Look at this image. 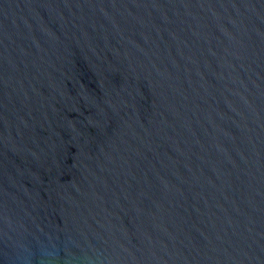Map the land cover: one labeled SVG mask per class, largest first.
Returning a JSON list of instances; mask_svg holds the SVG:
<instances>
[{"label":"water","instance_id":"water-1","mask_svg":"<svg viewBox=\"0 0 264 264\" xmlns=\"http://www.w3.org/2000/svg\"><path fill=\"white\" fill-rule=\"evenodd\" d=\"M0 264H264V0H0Z\"/></svg>","mask_w":264,"mask_h":264}]
</instances>
